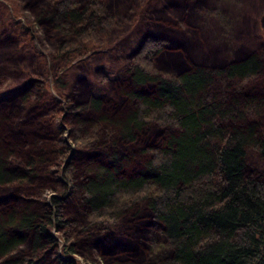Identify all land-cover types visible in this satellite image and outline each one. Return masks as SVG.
I'll return each instance as SVG.
<instances>
[{
    "label": "trees",
    "instance_id": "1",
    "mask_svg": "<svg viewBox=\"0 0 264 264\" xmlns=\"http://www.w3.org/2000/svg\"><path fill=\"white\" fill-rule=\"evenodd\" d=\"M119 1L48 0L35 7L36 20L57 31L58 66L109 43L111 28L124 25L136 2ZM174 1L189 10L209 0ZM213 2L226 11L216 24L223 37L225 18L232 21L243 7ZM182 8L162 25L152 23L131 60L113 68L123 79V100L101 97L100 89L73 99L64 120L86 149L75 150L64 167L63 130L50 133L30 107L32 91L0 100V264H47L59 243L52 228L86 235L63 238L70 258L62 264H75L71 255L86 241L108 256L106 264H136L151 233L163 239L151 238L152 247L167 251L155 264H264V57L248 49L238 58L226 53L225 63L215 65L224 50L217 39L204 43L193 34ZM185 49L203 62L179 69L176 54ZM157 65L174 75L156 72ZM84 129L95 131L93 140ZM45 188L56 194L47 198ZM120 218L119 240L112 232Z\"/></svg>",
    "mask_w": 264,
    "mask_h": 264
},
{
    "label": "rangeland",
    "instance_id": "2",
    "mask_svg": "<svg viewBox=\"0 0 264 264\" xmlns=\"http://www.w3.org/2000/svg\"><path fill=\"white\" fill-rule=\"evenodd\" d=\"M47 1L37 0L38 5L35 3V6L32 0H0V60L4 62L0 64V100L4 101V96H8V94L15 95L14 100L16 98L20 100L19 97L26 90L32 91L30 107L34 108L32 110L36 111L39 118L45 120L50 133L54 134L63 130V138L69 145L66 155L62 157L61 167H64L75 150L77 152L79 148L86 149V147H79L80 144L75 137L69 134L72 126L67 120H64L66 119L65 115L74 104L73 99L75 97L78 98L74 100L85 99L90 93L100 89L101 97L109 98L116 103L123 100L124 98L118 94V82L123 79L116 76L117 73L113 72V68L124 65L131 60L138 45L149 39L147 35L150 34V30H153L151 29V27L153 28L152 23L162 25L165 23L167 16L175 14L176 10L182 7H180L179 1L175 2L174 0H132L133 3L136 2L131 7L129 17L127 15V18L124 17V25H121V27L113 26L111 28L110 33H113L109 35V43H106V41V44L97 47L82 57L75 58L66 67L62 68L58 66L59 62L55 58L58 47L56 29L47 21L38 22L36 20L35 7L38 8ZM108 2L110 4L111 0H108ZM121 2L122 0L116 5L122 6ZM247 2L237 0V8L243 7V12L240 16L232 18V21L225 18V21L229 23V27L226 36L223 37L216 32V24L224 20V13L226 12L224 8H216V6L219 7V2L214 3L213 0H209L207 5L193 3L189 10H183L182 8L184 15H187L181 17V21L187 20L193 23L190 25L193 34L202 36L204 43L205 40H211L215 43L217 39L216 45L224 50L220 58L222 62L215 59V65L225 63L223 58L226 53L229 57H232L231 53H233L234 57L238 58L241 56L240 53L244 54V51L248 49H250L248 52L260 49V54L262 53L261 55L264 57V50H262L264 46V0H247ZM130 3L132 2L130 1ZM162 11L167 15L158 14ZM189 13L197 16L196 20H191ZM118 15H120L119 12ZM16 28H21V37L15 31ZM183 29L185 28L183 27ZM213 32L214 34H212ZM238 33L239 35H237ZM23 38H27V40ZM9 49L15 52L17 60H12L14 56L7 52ZM205 49L206 53L209 52V48L205 47ZM188 50L185 49L180 55L176 54L178 57L175 59L180 57L179 59L183 60L178 67L179 69L181 66L185 67L187 63L190 65L203 62L202 59H196L197 57ZM170 55L164 54L163 56L166 60ZM173 56L171 55V57ZM159 66L156 72H161L165 76L174 75L175 72L171 68L166 69L164 66ZM122 77L125 78V76ZM79 83H82L85 87L78 86ZM79 90L82 91V97L81 93L77 94ZM28 108L29 106H27ZM84 130L86 132L82 133V136H87V140H93L95 131L92 130L90 133L88 129ZM90 135H92V138L89 137ZM43 175L45 176L44 173ZM61 178L64 179L62 176ZM44 194H56V192L53 189L45 188ZM58 195L63 194L59 193ZM47 198H49V195ZM77 214L74 216L77 217ZM80 214L82 215V212ZM81 215H78V218H81ZM116 223H119L120 226L117 229L114 228L115 230H112V233L118 234L117 238L120 240L119 229L121 226L124 229V226L121 218ZM51 233L57 238L59 244L57 248L50 251V261L47 264H62L61 261L65 262V257H62L64 253L61 250L65 236H68V242L70 243L78 242L86 237V235L78 232L71 234V230L68 231L67 229L60 231L52 228ZM144 233L147 234L148 231ZM152 234L145 235L147 248L136 258V264H155L156 261L158 262L166 257V246L163 247L162 244H158L157 247H152L154 241L160 239L158 242H162V237ZM151 238H154V241ZM86 242V246L82 244L71 255L75 264H106L108 256H105L95 244L92 245L88 241ZM26 249L24 250L26 251Z\"/></svg>",
    "mask_w": 264,
    "mask_h": 264
},
{
    "label": "flooded vegetation",
    "instance_id": "3",
    "mask_svg": "<svg viewBox=\"0 0 264 264\" xmlns=\"http://www.w3.org/2000/svg\"><path fill=\"white\" fill-rule=\"evenodd\" d=\"M55 237V236H54ZM59 244V243H58ZM71 259H73V257L71 256Z\"/></svg>",
    "mask_w": 264,
    "mask_h": 264
}]
</instances>
